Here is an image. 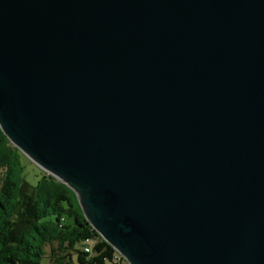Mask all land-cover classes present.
Masks as SVG:
<instances>
[{"label":"water","instance_id":"1","mask_svg":"<svg viewBox=\"0 0 264 264\" xmlns=\"http://www.w3.org/2000/svg\"><path fill=\"white\" fill-rule=\"evenodd\" d=\"M0 132L126 264H264V0H0Z\"/></svg>","mask_w":264,"mask_h":264},{"label":"trees","instance_id":"2","mask_svg":"<svg viewBox=\"0 0 264 264\" xmlns=\"http://www.w3.org/2000/svg\"><path fill=\"white\" fill-rule=\"evenodd\" d=\"M15 164L0 153V264H39L52 244L55 264H126L89 226L67 187L42 171L29 184Z\"/></svg>","mask_w":264,"mask_h":264},{"label":"rangeland","instance_id":"3","mask_svg":"<svg viewBox=\"0 0 264 264\" xmlns=\"http://www.w3.org/2000/svg\"><path fill=\"white\" fill-rule=\"evenodd\" d=\"M3 137L4 136L0 132V153L5 151V153L10 155L12 163L13 164L16 163L14 167L17 170L12 167L14 173L19 178L24 179L29 184H33L36 180L37 172H39L40 170L32 162H30L23 154H21L16 148L11 146L8 140L5 137L4 138ZM45 250L47 252V249ZM46 257L44 256V258L40 260L39 264H50Z\"/></svg>","mask_w":264,"mask_h":264},{"label":"crops","instance_id":"4","mask_svg":"<svg viewBox=\"0 0 264 264\" xmlns=\"http://www.w3.org/2000/svg\"><path fill=\"white\" fill-rule=\"evenodd\" d=\"M54 247H55V245L54 244H52L51 246H50V248H48V247H45V249H47V252H46V250L44 249V256L48 259V261H49V263L50 264H55V261L56 262H59V257H58V255L57 254H51L50 253V250H53L54 249Z\"/></svg>","mask_w":264,"mask_h":264},{"label":"built area","instance_id":"5","mask_svg":"<svg viewBox=\"0 0 264 264\" xmlns=\"http://www.w3.org/2000/svg\"><path fill=\"white\" fill-rule=\"evenodd\" d=\"M82 250H83L85 253H88V252H89V242L85 241ZM119 257H120V256L117 254V258H119ZM120 258H121V257H120Z\"/></svg>","mask_w":264,"mask_h":264}]
</instances>
